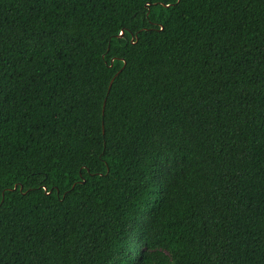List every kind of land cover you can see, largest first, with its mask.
Returning <instances> with one entry per match:
<instances>
[{
	"label": "trees",
	"instance_id": "1",
	"mask_svg": "<svg viewBox=\"0 0 264 264\" xmlns=\"http://www.w3.org/2000/svg\"><path fill=\"white\" fill-rule=\"evenodd\" d=\"M0 264H264V0H0Z\"/></svg>",
	"mask_w": 264,
	"mask_h": 264
},
{
	"label": "water",
	"instance_id": "2",
	"mask_svg": "<svg viewBox=\"0 0 264 264\" xmlns=\"http://www.w3.org/2000/svg\"><path fill=\"white\" fill-rule=\"evenodd\" d=\"M121 36H123V34H121ZM17 188V186H15V189ZM21 189H22V187H21Z\"/></svg>",
	"mask_w": 264,
	"mask_h": 264
}]
</instances>
